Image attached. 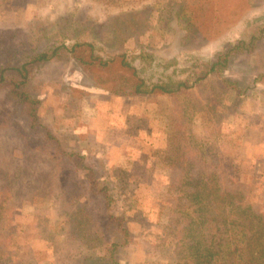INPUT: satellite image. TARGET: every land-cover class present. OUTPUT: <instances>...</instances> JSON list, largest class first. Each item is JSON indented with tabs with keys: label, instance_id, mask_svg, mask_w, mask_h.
<instances>
[{
	"label": "rangeland",
	"instance_id": "1",
	"mask_svg": "<svg viewBox=\"0 0 264 264\" xmlns=\"http://www.w3.org/2000/svg\"><path fill=\"white\" fill-rule=\"evenodd\" d=\"M197 1L0 0V64L14 50L15 60H21L45 46L60 44L62 34L77 30L81 21L101 22L119 10L144 5L159 8L153 16L155 30L145 39L157 48L159 35L164 34L163 16L174 4L189 6ZM259 16H264V4L244 13L232 10L225 30L202 46L200 54L210 57L224 42H234L261 20L256 19ZM260 44L254 52L236 57L225 74L242 82L251 80L258 71L264 72V40ZM31 75L39 97L40 119L57 133L62 145L77 151L97 149L107 158L110 174L120 179L123 194L112 207L125 215L131 243L119 256L129 264H177L176 249L167 235L173 214L174 198L168 188L173 172L164 158L172 137L167 128L174 100L164 95L113 97L91 87L80 67L66 57L41 63ZM262 89L264 81L238 95L218 76L210 75L180 93L179 98L184 107L192 105L185 113V119L191 121L192 139L220 147L221 165L228 167L233 162L235 176L264 217ZM10 106L0 99V109ZM116 122L120 123L117 130ZM107 132L113 135L104 136V144L100 143V134ZM6 133L0 130V264H81L84 254L93 253L84 241L91 245L87 238L95 234L90 235L87 228L81 234L73 232V212L78 203L71 195L60 198L57 175L60 168L62 172L67 169V186L79 188L86 179L85 171H71L74 158L55 161L23 150ZM211 159L216 163L217 153ZM87 184L85 181L84 188ZM79 199L82 201L83 196ZM94 200L89 206L92 220L97 221L105 212L100 196Z\"/></svg>",
	"mask_w": 264,
	"mask_h": 264
},
{
	"label": "trees",
	"instance_id": "2",
	"mask_svg": "<svg viewBox=\"0 0 264 264\" xmlns=\"http://www.w3.org/2000/svg\"><path fill=\"white\" fill-rule=\"evenodd\" d=\"M256 4L262 5L264 0H198L189 6L174 4L161 19L164 34L159 35L161 42L157 48L145 39L155 30L153 16L159 8L144 5L119 10L101 22L81 21L76 24L79 31L62 34L60 44L45 46L21 60H15V50L7 53L0 64V99L11 106L0 109V130L11 134L23 150L41 153L55 161L74 158L71 171L75 168L85 171L86 179L79 188L67 186V169L62 172L60 168L57 175L60 198L71 195L78 203L73 212V232L81 234L87 228L90 235L95 234L87 238L91 245L84 241L93 253L84 254L81 264H129L119 255L131 243V236L125 215L112 207L123 191L119 189L118 176L110 174L105 155L97 149L65 148L57 133L40 119V102L31 73L41 63L59 57L71 59L91 87L113 97L164 95L174 100L173 116L167 128L171 129L172 137L164 158L173 172L168 188L174 198L171 204L174 216L167 235L176 249L177 264H264L262 213L248 199L244 186L235 176L233 162L228 167L221 165L220 147L202 145L192 139L191 121L185 119L186 108L192 105L184 107L179 98L180 93L198 86L210 75L218 76L238 95L264 81L262 71L242 82L225 74L236 57L261 46L264 16L256 17L261 20L246 34L234 42H224L212 56L200 54L202 46L210 44L225 30L232 10L244 13ZM260 92V104L264 108V89ZM214 153H217L216 163L211 159ZM85 181L88 184L84 188ZM79 196H83L82 201ZM98 196L105 213L95 221L89 205ZM88 221L95 222L88 226Z\"/></svg>",
	"mask_w": 264,
	"mask_h": 264
},
{
	"label": "crops",
	"instance_id": "3",
	"mask_svg": "<svg viewBox=\"0 0 264 264\" xmlns=\"http://www.w3.org/2000/svg\"><path fill=\"white\" fill-rule=\"evenodd\" d=\"M117 128H120V123L119 122H116V124H115V130H117ZM101 132V131H100ZM113 135V132L111 133V132H107V133H105V134H100V136L99 137H101L102 138V140H98L100 143H102V144H104V142L103 141H105V138H104V136H112ZM114 134H116L117 135V133H114ZM113 138V137H112ZM98 141H97V143H98Z\"/></svg>",
	"mask_w": 264,
	"mask_h": 264
}]
</instances>
